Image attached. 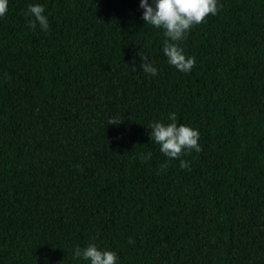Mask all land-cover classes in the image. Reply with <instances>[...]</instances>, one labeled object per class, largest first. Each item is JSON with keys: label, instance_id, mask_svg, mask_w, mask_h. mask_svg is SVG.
<instances>
[{"label": "trees", "instance_id": "1", "mask_svg": "<svg viewBox=\"0 0 264 264\" xmlns=\"http://www.w3.org/2000/svg\"><path fill=\"white\" fill-rule=\"evenodd\" d=\"M33 2L47 31L27 26ZM141 13L139 0H8L0 264H87L72 252L88 243L117 264H264V0H217L180 42L188 73ZM170 113L198 129L199 152L159 151L147 127Z\"/></svg>", "mask_w": 264, "mask_h": 264}, {"label": "clouds", "instance_id": "2", "mask_svg": "<svg viewBox=\"0 0 264 264\" xmlns=\"http://www.w3.org/2000/svg\"><path fill=\"white\" fill-rule=\"evenodd\" d=\"M142 9L141 18L147 25L161 29L163 40L161 51L166 61L181 73H188L195 63L193 56L186 57L180 42L186 38L190 29L204 21L208 14L215 15L217 0H139ZM8 9V0H0V17ZM24 16L28 17L27 26L35 29L39 26L41 31L49 28V19L45 14V7L41 3H28L24 10ZM140 69L151 76H156L158 69L150 57L139 52ZM169 123L162 121L150 122L149 137L159 145V151L168 158L175 159L183 153L191 150H201L198 143L199 131L186 124L176 122L175 113L168 116ZM120 121L109 117L108 124H118ZM150 158V153L140 157L141 160ZM180 167L187 168L188 162L180 160ZM131 243V240H129ZM73 259L79 258L87 264H117V253L107 248H100L94 243H88L84 247L74 246Z\"/></svg>", "mask_w": 264, "mask_h": 264}]
</instances>
